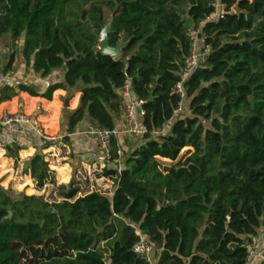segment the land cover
Segmentation results:
<instances>
[{
    "label": "trees",
    "instance_id": "obj_1",
    "mask_svg": "<svg viewBox=\"0 0 264 264\" xmlns=\"http://www.w3.org/2000/svg\"><path fill=\"white\" fill-rule=\"evenodd\" d=\"M77 1L0 0V40L8 36L11 50L1 75L11 71L21 38L25 72L44 79L62 71L42 93L29 81H4L0 103L22 92L51 100L58 89L80 86L78 107L63 109L67 141L85 119L113 128L118 89L128 82L143 101L147 133L120 157V173L102 172L116 177L111 195L78 196L71 181L61 201L49 202L0 187V264H149L133 252L136 231L154 244L156 264H245L264 228V0H218L224 12L200 25L198 46L210 51L183 84L185 114L165 133L160 110L168 121L171 88L190 53L183 16L210 15L217 0H100L88 8L83 0L78 11L68 9ZM103 6L112 12L109 45L126 43L117 59L98 51ZM167 45L182 46L180 63L165 66ZM3 149L17 159L22 147ZM117 150L113 141L112 159ZM24 173L37 191L54 183L40 152ZM28 175L23 181L33 186Z\"/></svg>",
    "mask_w": 264,
    "mask_h": 264
},
{
    "label": "built area",
    "instance_id": "obj_2",
    "mask_svg": "<svg viewBox=\"0 0 264 264\" xmlns=\"http://www.w3.org/2000/svg\"><path fill=\"white\" fill-rule=\"evenodd\" d=\"M224 8V5H221L217 0L215 11L212 14H214L218 9H220V14H222L224 12ZM188 35L190 40V53L185 58L184 64L177 72V78L171 88L170 95L175 98V104L171 110L168 122L181 118L185 114L186 96L183 84L192 71L204 62L210 51L207 47L203 51L198 52L199 32H189ZM118 92L123 130L119 131L115 126L111 129H103L97 126L90 119H86L84 127L80 133L94 138L97 145L102 150V154L100 156L93 157V161L99 163L101 169H110V165H115L118 173H120V157L122 155L118 149L116 151L117 158L112 159L113 141L117 140L119 134H125L131 138H140L142 135L147 133V128L139 122V118H142V116L145 115L142 108L143 101L132 96L129 83L127 82L124 86L120 87ZM27 128L32 129V131L43 141H54L57 139L55 136L47 135L43 131L40 123L24 112L15 111L13 113H9L6 111H0V135L9 137L10 145L20 144L23 139H26ZM136 234L139 236L140 240L133 247V252L139 257L144 258L149 264H156L157 251L154 244L149 242L138 231H136ZM263 263L264 231L253 239L247 251L245 260V264Z\"/></svg>",
    "mask_w": 264,
    "mask_h": 264
},
{
    "label": "crops",
    "instance_id": "obj_3",
    "mask_svg": "<svg viewBox=\"0 0 264 264\" xmlns=\"http://www.w3.org/2000/svg\"><path fill=\"white\" fill-rule=\"evenodd\" d=\"M197 50L198 52H201L199 46ZM20 58H22L21 55ZM24 75L26 77L23 78V81L31 82L32 86L35 87L40 93H42L44 92L45 88L48 85L53 84L59 80V78L62 75V71L54 70L51 72V74H49V76H47L44 79L40 78L39 74H34L31 71L25 72ZM79 99H80V93L79 92L72 93V91L69 89L66 91L61 89L54 91L51 100H46L41 97H31L27 93L22 92V93H18V95L13 97L10 101L0 103V111H6L9 113H13L15 111L24 112L25 114L30 115L33 119H36L40 123V125L44 127V125H46L47 122L49 123L48 120H50L56 112V105H51V103L56 100L58 104V110H57L58 117L56 122V128L54 129L45 128V132L50 136H55L57 139L54 141H43L38 135H36L32 131V129L27 128L26 129L27 138L23 139L20 142V144H18L22 147V150L20 151H24L29 148L33 149L34 150L33 154L27 157V158H31L34 154L39 152L38 149H41V151H44L46 152V154H49L48 156H51L52 158H57V161L60 162L61 160L63 164L61 163L58 164V162L57 164L56 163L55 164L56 166L66 165L68 167V173H67L68 181L66 183L69 182L73 171L84 168L85 170L84 172H86V174L90 177V179H94L100 186L111 188V191H109V195H111L115 188L116 177L110 178L103 176L102 174L103 170L99 166V163L93 161V157L100 156L102 154V150L97 145L94 138L80 133V131L84 127V122L86 119L75 127L72 134H68L67 141L63 140V136L66 133V121L63 119V109H67L69 112L75 110L79 105ZM19 102L22 103L20 107H19ZM38 109H40V111ZM115 127L119 131L123 130L121 112L119 117L115 120ZM7 140H8V145H10L9 137H7ZM126 141L128 143H126ZM130 142H132V140H130L129 136L125 134H119L116 140V147L121 152L122 151L121 149L125 150V146H127ZM142 142H143L142 140H139L137 142V145L142 144ZM61 145L64 148L63 154L60 153L59 146ZM132 150L133 148L131 147L129 152ZM120 165H121V159H120ZM109 168H116V167L112 166ZM54 172L57 173L56 170ZM263 231L264 228L262 232Z\"/></svg>",
    "mask_w": 264,
    "mask_h": 264
},
{
    "label": "rangeland",
    "instance_id": "obj_4",
    "mask_svg": "<svg viewBox=\"0 0 264 264\" xmlns=\"http://www.w3.org/2000/svg\"><path fill=\"white\" fill-rule=\"evenodd\" d=\"M93 2H100V0H88L87 4L83 2V0H79L74 5L69 7L68 9H71L73 11H78V9L84 7L85 4H86V8H88L89 5ZM220 13H221L220 9H218L214 14H210V15H206L204 13H192V14L184 15L183 16L184 29L186 32H185V35L183 36V41H185L186 39L187 32H193V31L199 32L200 25L202 23L216 18L217 16L220 15ZM111 16H112V12L106 6H103V17L106 21V25L110 22ZM99 39H100V36H99ZM9 41L10 40L8 36H5L3 39L0 40V84L3 83L4 81H8L12 84H16L19 80H23V78L26 77L24 75L25 68H24L23 60L22 58H20V55H21L20 51L22 48L23 38H21L18 41L16 48L14 50L15 60L12 65L11 71L8 72L5 76L1 75L4 69V66L6 64V58L11 52L9 48V44H10ZM121 42L123 41H120L119 43ZM171 47L172 46L167 45L166 50H165V55L163 58V63L167 67H170L172 64H175V63H180V61L182 60V53H183L181 52L182 46L179 45L177 47H173V48ZM98 49H99V46H98ZM174 50H176V54L173 53ZM119 55L120 54L116 55L114 58L117 59ZM79 90H80V86L76 87L75 89L71 91L72 93H74V92H79ZM55 99H56V96H55ZM21 104L22 103L19 102V107L21 106ZM52 105H56V112H57L58 104L56 100L53 101ZM186 114L188 115L189 113H187L186 111ZM57 117L55 118L54 122L51 119L48 120L49 123L47 122V126H49V128L51 129H53V127L56 128ZM160 121L162 122L163 127H164L161 133H165L167 131V125L169 124V122L166 120V113H164V110L162 109L160 110ZM42 129L45 132V128L42 127ZM130 140H132V142H130L127 146H125V150L121 149L122 156L123 154L125 155L131 149V147L134 149L141 145V144L137 145V142L141 140L139 137H133V138L130 137ZM126 143L128 142L126 141ZM7 145H8L7 137L4 135H0V152H1L0 154V187L15 196L17 194H24V195L29 196L26 193L32 191L33 192L32 195L43 196L45 200L49 202H59L62 200L61 193L63 189H61V187H66L71 181H74V186L79 187L80 193L78 194V196H83L91 192H99V193L109 195V191H111V188L100 186L94 179H90V177L86 174V172H84L85 171L84 168L73 171L69 182L66 183L68 181V174H67L68 167L66 165L58 166L56 170L58 175L57 173L54 174V183H48L44 186L42 190L37 191L35 190L34 184L33 186L28 185L26 182L23 181V178L26 175H28L24 173V170L30 158L26 157L22 159L21 157L23 156H20L21 151L18 153L17 159L7 158L5 156V150L3 149V147ZM59 147H60V153L63 154L64 148L62 147V145ZM38 150L42 155L43 154L45 155L44 159L46 160V162L49 163V169L54 170L52 166L55 163L57 164V162L58 164L59 163L63 164L61 160L59 162L57 161V158H52L51 156H48L49 154H46V152L41 151V149H38ZM186 150L187 149L181 151L180 155H183ZM33 152L34 150H31L30 155L33 154ZM162 161L169 162L168 160H165V159H162ZM112 166L115 167V165H110L109 167H112ZM106 169H102V170L104 171ZM31 187H33V190H31Z\"/></svg>",
    "mask_w": 264,
    "mask_h": 264
},
{
    "label": "water",
    "instance_id": "obj_5",
    "mask_svg": "<svg viewBox=\"0 0 264 264\" xmlns=\"http://www.w3.org/2000/svg\"><path fill=\"white\" fill-rule=\"evenodd\" d=\"M109 31H110V24L108 23L100 32L99 35L100 39L98 40V46H99L98 51L103 55L115 57L116 55L120 54L121 49L126 45V43L121 42L114 47L110 46L107 37Z\"/></svg>",
    "mask_w": 264,
    "mask_h": 264
}]
</instances>
